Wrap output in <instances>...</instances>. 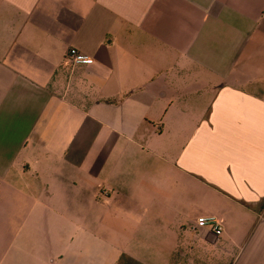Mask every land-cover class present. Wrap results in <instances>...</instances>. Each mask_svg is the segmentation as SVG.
<instances>
[{"label": "crops", "instance_id": "0c3cea01", "mask_svg": "<svg viewBox=\"0 0 264 264\" xmlns=\"http://www.w3.org/2000/svg\"><path fill=\"white\" fill-rule=\"evenodd\" d=\"M175 225L172 264H264V0H0V264Z\"/></svg>", "mask_w": 264, "mask_h": 264}, {"label": "rangeland", "instance_id": "374dc122", "mask_svg": "<svg viewBox=\"0 0 264 264\" xmlns=\"http://www.w3.org/2000/svg\"><path fill=\"white\" fill-rule=\"evenodd\" d=\"M178 145H180L181 148L183 146V144H181V143ZM182 186H183V181L180 178L178 188L182 189ZM102 212L103 211L101 209V213ZM175 227L177 228V231L175 234L174 243H173V241H163L160 245L158 244V246H155L153 241L137 240L136 238H134V240L131 239L128 242H129V244L134 245V248L136 251H137L136 244H138V245L141 244L142 248H144V246L146 244H149L150 247L153 249L154 253L148 252V253L142 254L141 250L138 251V253H140L139 257H141V262L145 261L146 264H172V260L174 258L175 253H176L177 247L180 245L183 248H188V246H190V244H191V239L193 238L192 234L187 232L186 229H184L182 227V225H175ZM193 241L198 242V240H194V239H193ZM100 243H101L99 245L100 249H105V246H103L102 241ZM208 248L212 249L213 246L208 247ZM22 255H23V257L19 258L20 264H24V262L27 259H28V262L30 264H46V263H44V261L39 262V259L41 257H39L38 255H34V258L31 255H26V256H24L25 254H22ZM112 259H113L112 262L114 264H137L136 261H134L133 259H130V257L125 255L123 252L122 253L116 252V255L112 256ZM183 264H187L186 258H184Z\"/></svg>", "mask_w": 264, "mask_h": 264}, {"label": "built area", "instance_id": "2783aa9c", "mask_svg": "<svg viewBox=\"0 0 264 264\" xmlns=\"http://www.w3.org/2000/svg\"><path fill=\"white\" fill-rule=\"evenodd\" d=\"M67 57L74 65H89L93 63L92 59L74 48L70 49ZM196 227L209 228L217 237H220L224 231L222 224L214 216L199 217Z\"/></svg>", "mask_w": 264, "mask_h": 264}]
</instances>
